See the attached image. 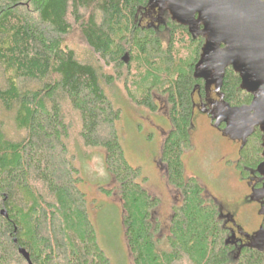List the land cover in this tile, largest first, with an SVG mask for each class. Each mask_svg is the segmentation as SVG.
<instances>
[{"label": "trees", "instance_id": "obj_1", "mask_svg": "<svg viewBox=\"0 0 264 264\" xmlns=\"http://www.w3.org/2000/svg\"><path fill=\"white\" fill-rule=\"evenodd\" d=\"M150 3L0 0V103L13 112L15 128L24 134L10 140L0 125V264H28L19 248L30 254L32 264H111L79 189L73 146L106 152L107 171L120 187L134 264H264V245L237 250L219 207L207 201L197 179L186 176L195 94L203 101L206 96L204 79L195 76L206 38L193 36L169 12L158 26L145 24ZM76 28L89 59L65 44ZM164 31L167 44L160 35ZM115 74L124 79L135 105L159 112L155 94L168 105L171 130L161 162L182 199L172 208L169 250L159 248L160 225L152 223L160 200L143 188L142 169L126 158L117 129L121 112L104 88ZM241 84L239 74L228 68L219 87L224 105L251 104L253 97ZM74 127L79 143L72 139ZM263 143L264 132L255 127L239 151L240 178L259 174Z\"/></svg>", "mask_w": 264, "mask_h": 264}, {"label": "rangeland", "instance_id": "obj_2", "mask_svg": "<svg viewBox=\"0 0 264 264\" xmlns=\"http://www.w3.org/2000/svg\"><path fill=\"white\" fill-rule=\"evenodd\" d=\"M166 12H169L167 7L152 3L144 15V23L158 25L163 22ZM160 35L167 44L168 32L164 31ZM65 44L75 50L81 59L90 58L89 48L78 28L66 38ZM105 71L115 73L110 69ZM104 88L109 99L121 112L117 129L126 158L132 166L142 169L146 177V182L142 183L143 188L150 196L160 200L159 206L152 212V223L160 225L156 234L159 248L169 250L167 237L170 234L172 208L180 204L182 199L179 191L168 183L166 166L161 162L163 143L171 130L166 99L155 94V100L161 108L159 112L151 113L132 102L123 78L116 75L113 84H106ZM218 89L214 82H209L207 103L210 114L195 95L198 108H195L191 128L192 149L184 155L186 176L197 179L207 201L219 207L226 226L233 231V242L257 245V235L263 226L264 208L260 201L253 198L250 182L240 178L235 168L242 140L232 139L225 134L224 129L212 126L210 115L217 118L218 112L225 107ZM0 125L8 139H23L24 134L15 128L13 112L1 103ZM73 131L76 136L72 139L79 143L78 128L74 127ZM74 147L71 153L76 155V165L80 169L79 189L86 196L89 217L101 247L109 256L111 264H134L123 225L125 213L120 187L107 171L106 152L103 149ZM236 255L237 250L230 255L232 263Z\"/></svg>", "mask_w": 264, "mask_h": 264}, {"label": "water", "instance_id": "obj_3", "mask_svg": "<svg viewBox=\"0 0 264 264\" xmlns=\"http://www.w3.org/2000/svg\"><path fill=\"white\" fill-rule=\"evenodd\" d=\"M152 3L167 7L172 19L188 27L193 36L206 38L196 77L214 82L219 88L225 71L231 67L239 74L242 89L252 95L250 105H224L220 110L216 121L225 124V134L245 141L255 127L264 132V0H151ZM253 198H264V185ZM2 214L8 216L5 211ZM257 236L263 246L264 229ZM19 253L32 264L24 248H19Z\"/></svg>", "mask_w": 264, "mask_h": 264}, {"label": "flooded vegetation", "instance_id": "obj_4", "mask_svg": "<svg viewBox=\"0 0 264 264\" xmlns=\"http://www.w3.org/2000/svg\"><path fill=\"white\" fill-rule=\"evenodd\" d=\"M148 11V9L146 10V12ZM146 12L144 13V15L146 14ZM143 20H144V17H143ZM162 23V22H161ZM149 25H154V24H149ZM159 25V24H158ZM158 25H154V26H158ZM205 81V84H206V87H207V89H206V96H205V100L203 101L202 99H201V97L199 96V94L196 92V94L195 95H197L198 96V98H199V102L202 104V107L204 108V110L206 111V112H208V110H209V105H208V84L209 83H207V81L206 80H204ZM218 92H219V90H218ZM198 108V104H197V102L195 101V107H194V111H195V108ZM203 110V111H204ZM220 112V111H219ZM219 112H218V114H219ZM209 114H210V112H208ZM218 116V115H217ZM210 118H211V123H212V126L213 127H216L217 129H220V126H222V125H224V129H225V124H218L217 123V121H216V118L215 117H213V116H211L210 115ZM192 123H193V121H192ZM220 125V126H219ZM221 130V129H220ZM244 143V141H241V146H242V144ZM241 149V148H240ZM235 168H236V166H235ZM167 170V169H166ZM260 172H259V174L258 175H252L251 177H249L248 179H246V180H248L249 182H250V186L252 187V190H253V195H254V193H255V191H257V190H259V189H261L262 187H263V185H264V179H263V176H264V174H263V171H264V169H261V170H259ZM258 201H260L261 203H262V207L264 208V198L263 199H260V200H258ZM221 211V210H220ZM221 215H222V212H221ZM223 217V216H222ZM225 224H226V221H225ZM228 227V226H227ZM229 228V227H228ZM230 230H231V232H232V237H233V231H232V229L231 228H229ZM262 229H264V218H263V226L261 227V229L260 230H262ZM257 242H259V239H257ZM236 243L238 244V247H237V250H238V248L241 246V245H251V244H249V243H244V244H241V241H239V242H237L236 241ZM240 245V246H239ZM257 245H261V244H257ZM255 246V245H254Z\"/></svg>", "mask_w": 264, "mask_h": 264}]
</instances>
